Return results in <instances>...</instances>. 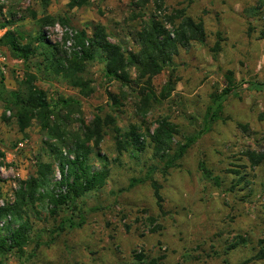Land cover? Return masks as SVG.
Listing matches in <instances>:
<instances>
[{"label":"rangeland","instance_id":"1","mask_svg":"<svg viewBox=\"0 0 264 264\" xmlns=\"http://www.w3.org/2000/svg\"><path fill=\"white\" fill-rule=\"evenodd\" d=\"M68 3L55 0L44 11L36 0H0V23L11 10L16 19L23 16L24 20L8 28L22 27L29 34L46 17L66 19V27L56 23L45 28L53 43H62L67 34L71 35V29L92 35L101 28L123 51L137 52V34L144 24L160 21L171 32L168 19L184 11L187 17L203 23L205 42L178 48L171 65L153 78L150 86L146 78L138 77L135 67L128 69V87L109 84L97 60L86 64L83 75L91 90L88 97L63 81H40L38 75L35 85L45 91L52 105L61 100L78 103L66 110L57 107L60 120L67 118L61 122V129L80 134L81 123L89 125L98 115L116 117L122 129L135 125L142 131H152L157 121L166 118L178 127L180 136H202L177 168L165 176L153 174L161 188V208L148 183L129 188L132 179H142L150 168L158 170L161 165L150 152L136 160L125 154L118 156L112 136H106L100 146V152L110 161L106 185L77 200L70 207L76 209L71 217L67 211L53 218L48 211L40 210V217L31 218L33 242L22 254L0 258V264H138L134 258L138 253L146 257L145 264L158 258H162L158 264H264L249 261L264 237V161L252 169L243 156L247 151L264 155V3L149 0L139 8L134 0H91L87 7L74 10L68 8ZM5 31L0 28V38ZM67 43L71 41L64 46L69 52ZM216 45L217 53L213 52ZM27 71L22 62L0 48L3 99L7 91L20 88ZM227 79L232 91L221 97ZM168 83H172L173 90L162 99ZM145 91L151 94L143 106ZM109 95L118 99V106L113 105ZM217 97L221 104L214 105ZM209 109L217 112L212 122L207 120ZM43 143V131L36 123L24 133L19 132L9 114L4 116L0 101V151L5 155L0 167V206L14 202L19 182L35 171L36 157L42 155L45 162L52 163ZM62 153L66 155L67 151ZM201 162L210 172L209 179L200 171ZM90 164L95 169L102 166L97 160ZM53 179H59L56 166ZM66 218L76 222L81 218L84 224L81 228H66L58 235L48 232ZM238 236L246 245L226 251ZM37 243L40 247L36 249Z\"/></svg>","mask_w":264,"mask_h":264},{"label":"trees","instance_id":"2","mask_svg":"<svg viewBox=\"0 0 264 264\" xmlns=\"http://www.w3.org/2000/svg\"><path fill=\"white\" fill-rule=\"evenodd\" d=\"M45 11L55 0H36ZM91 0H69L70 10L82 9L89 5ZM135 6L144 7L149 0H134ZM260 6L264 0H259ZM3 6H0V16ZM0 23V28L6 29L0 38V48L6 49L14 60L22 62L27 68V79L21 83L15 91H7V98L0 96L3 104V114L6 113L14 120L19 132L24 133L32 123H36L43 131V145L49 152L52 163L43 160L42 155L35 158V171L27 180L18 184L13 203H5L0 206V258L6 259L11 254H22L24 249L33 242L34 223L32 216L40 217L41 211L46 210L51 217H58L59 212H70V217L76 209H70L77 200L86 195L99 191L106 185L109 177L107 166L110 161L106 155L100 152V146L108 135L112 136L113 146L118 156L128 155L132 159H140L142 154L150 152L151 158L161 165V169L150 168L142 179H132L129 188L148 183L153 191L156 204L161 208L162 197L160 186L152 176L159 172L166 175L171 169L177 168L186 152L200 139L202 133L189 137L180 136L178 127L164 118L156 122V127L142 131L141 127L129 125L127 129L120 128L116 123V117L95 116L94 120L85 125L81 123L79 133H73L61 129L60 113L57 107L70 109L77 106L76 101L61 100L52 105L45 91L36 87L35 82L58 80L71 85L84 97L91 94L88 83L84 81L86 64L98 61L103 66V75L109 84L114 82L122 87L130 84L128 69L135 67L138 77L146 78V84L159 76L166 67L171 65L172 57L177 54L178 48H187L191 43L205 42L203 23L195 22L187 17L184 11L178 12L168 19L172 31L166 30L163 22L151 21L144 24L137 34L140 48L137 52L123 51L117 43H111L112 37L103 29L96 28L92 35L85 30L71 29V35H66L62 43H53L47 37V26L60 23L68 26V20L46 17L39 21L38 29L34 33H25L23 28L12 29L8 27L14 23L23 21L24 17L16 19V14L11 10ZM71 41L69 52L65 50V42ZM213 52H218V45ZM0 86L3 77L0 75ZM173 90L172 83L162 90V99H167ZM151 91V90H150ZM232 91V83L227 79L226 89L221 97L227 96ZM149 91H145L141 105L146 106L149 99ZM151 94V93H150ZM113 105L118 106L116 97L109 95ZM216 98L214 105L220 103ZM219 108V107H218ZM207 120L212 122L217 118V112L208 110ZM81 135V136H79ZM177 138H180L178 141ZM62 150L67 154L63 155ZM255 169L264 161V155L247 151L243 155ZM5 155L0 151V167ZM99 161L102 166L95 169L90 163ZM59 172V179H53L54 168ZM200 171L205 179H209L210 172L203 162L200 163ZM238 174V171H233ZM215 184H218L215 182ZM1 191V188H0ZM264 208V205H263ZM83 219L76 222L72 218H66L61 223L48 231L51 235L61 234L68 229L81 228ZM264 225V224H263ZM37 242V241H36ZM258 248L249 261H264V237L258 241ZM245 240L235 237L234 242L226 251H233L238 247H244ZM40 247L36 244V249ZM138 264H145L146 257L142 253L134 256ZM162 258L152 259L147 264H158ZM244 264H247L246 262Z\"/></svg>","mask_w":264,"mask_h":264},{"label":"built area","instance_id":"3","mask_svg":"<svg viewBox=\"0 0 264 264\" xmlns=\"http://www.w3.org/2000/svg\"><path fill=\"white\" fill-rule=\"evenodd\" d=\"M67 45L70 47L71 46V43H67Z\"/></svg>","mask_w":264,"mask_h":264}]
</instances>
